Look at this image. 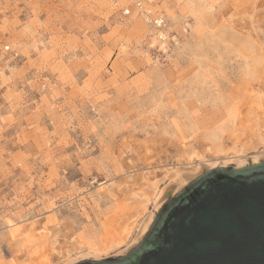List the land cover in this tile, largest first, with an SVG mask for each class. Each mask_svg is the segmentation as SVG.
Segmentation results:
<instances>
[{
    "label": "rangeland",
    "instance_id": "rangeland-1",
    "mask_svg": "<svg viewBox=\"0 0 264 264\" xmlns=\"http://www.w3.org/2000/svg\"><path fill=\"white\" fill-rule=\"evenodd\" d=\"M118 7L0 2V264L23 260L43 225L63 250L92 239L113 205L101 191L110 182L130 187L120 198L177 171L184 184L165 204L223 168L193 175L200 157L233 158L235 135L264 124L254 97L264 95V0H162L164 43ZM252 153L243 166L264 162ZM163 203L137 243L98 260L136 247Z\"/></svg>",
    "mask_w": 264,
    "mask_h": 264
},
{
    "label": "water",
    "instance_id": "water-1",
    "mask_svg": "<svg viewBox=\"0 0 264 264\" xmlns=\"http://www.w3.org/2000/svg\"><path fill=\"white\" fill-rule=\"evenodd\" d=\"M77 264H264V162L206 171L126 255Z\"/></svg>",
    "mask_w": 264,
    "mask_h": 264
},
{
    "label": "bare ground",
    "instance_id": "bare-ground-1",
    "mask_svg": "<svg viewBox=\"0 0 264 264\" xmlns=\"http://www.w3.org/2000/svg\"><path fill=\"white\" fill-rule=\"evenodd\" d=\"M228 21H231V19L229 18ZM254 97L256 98V107L253 105V108L255 107L257 115L261 114V118H263L264 95L255 93ZM249 110L251 109L249 108ZM259 121L260 120L255 122L256 125L253 124L255 127L249 128L246 133H240L239 131V134L235 133L234 144L240 146L238 155L233 158H228L223 153V158L214 161H205L200 157L193 175L216 166L225 167L231 162L235 164L236 168H239L247 163V152L249 151L253 152L252 156H250L252 164L253 162L259 161L261 158L260 156H264V152L259 151L264 149V124H259ZM194 155L195 154H190L186 156V160H188V162L193 161ZM176 172L177 171H175V175H172L171 173L174 177L171 178L162 188L159 186V183L164 181L166 179L165 177L170 172H167L166 176H164V174L163 178L160 177L159 180L157 179L153 182L149 179L146 180L149 183L148 190L131 186V188H133L130 189L129 193L120 198H116L118 193L130 188L127 184L123 183L117 185L114 182H110L104 186L102 185L103 187L101 191L110 198L113 205H111L112 207L110 211H107V214L102 219L100 223V232H96L98 233L96 236L89 240L73 238L70 242L68 241L70 247L65 246L66 248L64 247L63 250V247H57V245H59V240H57V238L59 237H57V235L51 237L49 233L50 230L43 225L40 229L31 230L27 239L29 241H26L21 245L24 251V259L16 261L15 264H74L86 258L97 261L98 259L107 257L111 254L118 255L126 252V250L132 246L134 242L138 241L142 234L147 230L149 223L153 218L154 211L159 209L168 195L175 193L181 185L184 184L183 178L185 176L181 178V175ZM143 181H145V179ZM165 183L166 182H164V184ZM57 234L60 235L59 233ZM40 242L42 245L37 246L36 244H39ZM52 256H55V258Z\"/></svg>",
    "mask_w": 264,
    "mask_h": 264
},
{
    "label": "built area",
    "instance_id": "built-area-1",
    "mask_svg": "<svg viewBox=\"0 0 264 264\" xmlns=\"http://www.w3.org/2000/svg\"><path fill=\"white\" fill-rule=\"evenodd\" d=\"M10 0H0L5 2ZM115 5L119 4L118 12L122 17L140 18L150 29L154 31L155 41L164 43L163 29L165 19L161 11L157 10L162 0H111ZM7 50V48H5Z\"/></svg>",
    "mask_w": 264,
    "mask_h": 264
}]
</instances>
